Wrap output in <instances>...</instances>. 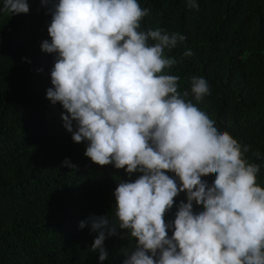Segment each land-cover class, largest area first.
Wrapping results in <instances>:
<instances>
[{
    "label": "clouds",
    "instance_id": "9594fccd",
    "mask_svg": "<svg viewBox=\"0 0 264 264\" xmlns=\"http://www.w3.org/2000/svg\"><path fill=\"white\" fill-rule=\"evenodd\" d=\"M41 5L51 14L41 50L54 54L46 98L62 106L64 128L73 142H86L93 163L138 174L117 183L115 220L105 214L79 222L96 233L91 248L100 264L117 229L135 241L121 250L122 264H264L261 165L198 106L211 94L208 81L192 75L181 89L180 77L167 71L179 63L167 52L186 37L143 28L150 9L140 0ZM186 6L198 8L197 0ZM0 13L28 14V0H2ZM63 166L75 167L67 158Z\"/></svg>",
    "mask_w": 264,
    "mask_h": 264
},
{
    "label": "trees",
    "instance_id": "16d2710c",
    "mask_svg": "<svg viewBox=\"0 0 264 264\" xmlns=\"http://www.w3.org/2000/svg\"><path fill=\"white\" fill-rule=\"evenodd\" d=\"M197 3L193 9L186 0H140L150 9L142 27L186 37L167 52L179 61L167 71L180 77L181 89L192 75L208 81L211 94L198 106L250 146L245 157L261 165L264 186V0ZM28 4V14L0 13V264H100L91 248L96 233L79 222L105 214L115 220L117 183L138 174L93 163L84 155L86 142L71 139L62 106L46 98L54 54L40 45L50 40L51 14L41 0ZM185 49L193 55L183 57ZM66 158L74 168L63 166ZM184 198L181 193L175 204ZM175 204L166 222L174 219ZM133 243L117 229L105 240L103 264H122L121 250L131 251Z\"/></svg>",
    "mask_w": 264,
    "mask_h": 264
}]
</instances>
